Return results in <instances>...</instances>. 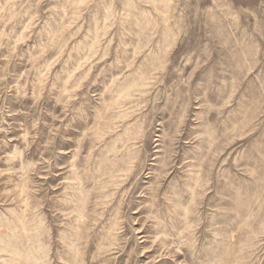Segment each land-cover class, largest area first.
I'll return each instance as SVG.
<instances>
[{"label": "rangeland", "instance_id": "obj_1", "mask_svg": "<svg viewBox=\"0 0 264 264\" xmlns=\"http://www.w3.org/2000/svg\"><path fill=\"white\" fill-rule=\"evenodd\" d=\"M0 264H264V0H0Z\"/></svg>", "mask_w": 264, "mask_h": 264}]
</instances>
